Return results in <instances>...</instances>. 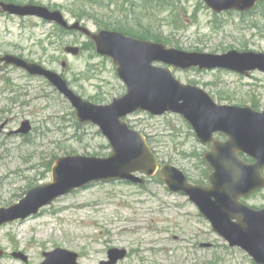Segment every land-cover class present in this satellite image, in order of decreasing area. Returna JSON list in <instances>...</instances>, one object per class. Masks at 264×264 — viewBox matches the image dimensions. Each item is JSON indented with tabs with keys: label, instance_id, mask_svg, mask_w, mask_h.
Instances as JSON below:
<instances>
[{
	"label": "rangeland",
	"instance_id": "rangeland-1",
	"mask_svg": "<svg viewBox=\"0 0 264 264\" xmlns=\"http://www.w3.org/2000/svg\"><path fill=\"white\" fill-rule=\"evenodd\" d=\"M2 2L42 5L61 11L71 23L80 22L93 33L122 30L188 52L264 53V7L241 19L214 14L203 0H152V11L144 6L132 12L123 11L120 0ZM67 46H79L82 52L67 55ZM5 54L63 75L76 94L96 105H108L127 93L112 59L100 56L88 36L63 32L36 17L0 13V56ZM172 71L177 80L204 88L220 104L264 111L262 72L247 78L223 70ZM5 79L7 90L0 87V207H9L30 189L52 182V169L60 157L112 154L100 129L80 123L70 102L46 79L15 67L1 76ZM25 121H30L31 132L16 133ZM126 122L148 138L162 164L180 168L192 182L205 180L210 170L201 161L203 149L182 116L138 112ZM247 203L264 207V190ZM57 248L78 253L79 264H100L112 248L128 251L119 264H255L246 252L231 248L215 233L187 197L170 193L157 177L145 186L112 182L76 190L38 216L0 228V249L7 253L0 264H25L13 257L15 252L28 256V264H41L43 253Z\"/></svg>",
	"mask_w": 264,
	"mask_h": 264
},
{
	"label": "water",
	"instance_id": "water-1",
	"mask_svg": "<svg viewBox=\"0 0 264 264\" xmlns=\"http://www.w3.org/2000/svg\"><path fill=\"white\" fill-rule=\"evenodd\" d=\"M203 1L215 13H222L249 11L264 0ZM0 12L37 17L66 31L90 37L96 52L112 59L119 78L127 87V93L112 103L96 105L76 94L57 72L15 55L0 57V72L3 66H15L31 76L45 78L70 102L77 120L96 125L113 149L112 154L104 158L81 155L58 158L52 169V182L30 189L22 200L9 207H0V228L38 216L43 208L76 190L111 182L145 185L157 175L172 194L188 197L213 231L231 248L243 250L255 264H264V207L254 209L242 201L264 189V111L218 104L204 88L177 80L171 69L225 70L250 77L255 71L264 73V53L188 52L117 31L93 33L80 22L70 23L62 12L40 5L1 3ZM64 51L72 56L80 54L78 46H67ZM155 63L166 66L159 67ZM137 112L152 116L180 115L201 144H211L204 156L211 169L210 185L192 184L179 168L160 165L146 136L130 128L125 121ZM31 130L30 121H25L16 133L26 135ZM216 133L225 135L227 140L214 139ZM240 154L253 162H245ZM4 255L5 251L0 249V259ZM43 255L42 264H79L78 253L67 249L57 248ZM127 255L126 249L112 248L107 260L100 264H119ZM13 256L28 263V257L22 252Z\"/></svg>",
	"mask_w": 264,
	"mask_h": 264
},
{
	"label": "flooded vegetation",
	"instance_id": "flooded-vegetation-1",
	"mask_svg": "<svg viewBox=\"0 0 264 264\" xmlns=\"http://www.w3.org/2000/svg\"><path fill=\"white\" fill-rule=\"evenodd\" d=\"M154 1H156V2H164V1H166V0H154ZM120 2H121V4H122V10L123 11H126V10H129V11H131L132 12V10H130V9H135V8H141V7H144V6H147V9L149 10V11H152V0H120ZM3 3V2H2ZM1 4V3H0ZM264 7V1H260V2H257L256 3V6L252 9V10H249V11H244V12H240V11H236V10H228V11H225V12H222V13H220V14H217V15H219V16H222V15H225V14H234V15H237L238 17H240L241 19H246L247 17H249V16H253V15H255V14H257V13H259V11H260V9L261 8H263ZM134 12V11H133ZM214 13V12H213ZM214 14H216V13H214ZM66 32V31H65ZM67 33H75V32H68L67 31ZM77 33H80V32H77ZM131 36H133V35H131ZM134 37H136V38H140V39H145V40H148V41H152V40H150V39H146V38H142V37H144V36H135L134 35ZM90 38V37H89ZM91 39V38H90ZM79 47V46H78ZM80 48V54H81V52H82V48L81 47H79ZM79 54V55H80ZM6 55V54H5ZM2 56H4V55H2ZM2 56H0V57H2ZM11 66H4L3 67V69L1 70V72H0V87H2V86H4V89H6L7 90V87H6V84L8 83V80H6L5 79V81L3 82L2 80H1V76L5 73V72H7V70L10 68ZM5 84V85H4ZM3 92H5V90H3ZM9 124H8V122L7 123H5L3 126H2V130H4V129H6V127L8 126ZM190 127V126H189ZM190 129H191V127H190ZM192 130V129H191ZM194 133V136H195V139H196V141L198 142V144L202 147V149H203V151H202V158H203V161L205 162V164H206V166H208V164L206 163V161H205V159H204V156H205V154L207 153V152H209L210 151V149H211V144H201L198 140H197V138H196V134H195V132H193ZM214 139H216V140H218V141H220V142H225L226 140H227V137L225 136V135H223V134H221V133H216L215 135H214ZM240 157L245 161V162H247V163H252L253 162V160H251L248 156H246V155H243V154H240ZM208 168L210 169V167L208 166ZM211 170V169H210ZM209 174H210V172H209ZM263 174H264V171H263ZM187 175V174H186ZM187 178H188V180H190V178L188 177V175H187ZM149 182V181H148ZM148 182H147V184H148ZM190 182L192 183V184H202V185H210V182H209V179L208 180H206V181H204V182H192L191 180H190ZM255 196V194L254 195H252V196H249V197H247V198H244V199H242V201L244 202V203H246L247 205H249L247 202L250 200V199H252L253 197ZM250 206V205H249Z\"/></svg>",
	"mask_w": 264,
	"mask_h": 264
},
{
	"label": "trees",
	"instance_id": "trees-1",
	"mask_svg": "<svg viewBox=\"0 0 264 264\" xmlns=\"http://www.w3.org/2000/svg\"><path fill=\"white\" fill-rule=\"evenodd\" d=\"M117 30H120V29H117ZM63 32H65L64 30H62ZM122 31V30H121ZM147 39H150V40H152V39H155V40H153V41H155V42H160V39H158V38H147ZM201 161H202V163L206 166V164H205V162L203 161V159L201 158ZM208 171H207V173L205 172V180H201V181H199V182H204V181H206V180H208Z\"/></svg>",
	"mask_w": 264,
	"mask_h": 264
}]
</instances>
